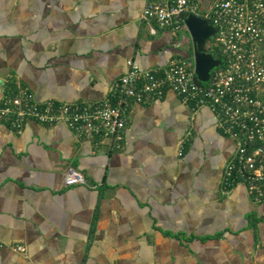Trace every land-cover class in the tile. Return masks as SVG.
I'll return each mask as SVG.
<instances>
[{"label":"crops","instance_id":"1","mask_svg":"<svg viewBox=\"0 0 264 264\" xmlns=\"http://www.w3.org/2000/svg\"><path fill=\"white\" fill-rule=\"evenodd\" d=\"M149 1L0 0V101L27 87L96 102L129 60L194 65L187 28L144 20ZM193 1L203 13L215 0ZM235 150L209 108L173 91L133 104L120 149L64 123H1L0 264H264V197L223 186ZM70 170L86 183L66 186Z\"/></svg>","mask_w":264,"mask_h":264},{"label":"built area","instance_id":"2","mask_svg":"<svg viewBox=\"0 0 264 264\" xmlns=\"http://www.w3.org/2000/svg\"><path fill=\"white\" fill-rule=\"evenodd\" d=\"M195 13L219 30L211 45L222 49V65L201 82L194 65L177 59L162 70L144 69L133 60L128 70L96 102H38L31 90L0 101V124L22 132L28 120L41 124H66L78 136L98 142L110 138L115 148L124 145L132 106L150 104L167 91L175 92L193 110L209 108L224 134L236 142L232 159L223 172V186H247L256 199L264 197V0H215L201 13L193 0H150L142 18L160 28L181 31L185 19ZM217 57V56H216ZM219 58V57H218ZM184 139L179 155L185 151ZM66 186L86 183L84 175L70 170ZM4 243L0 240V249ZM16 250L24 251L22 245Z\"/></svg>","mask_w":264,"mask_h":264},{"label":"water","instance_id":"3","mask_svg":"<svg viewBox=\"0 0 264 264\" xmlns=\"http://www.w3.org/2000/svg\"><path fill=\"white\" fill-rule=\"evenodd\" d=\"M185 25L193 42L196 75L201 82H208L211 72L222 65V59L216 57L209 49V42L219 28L195 13L186 17Z\"/></svg>","mask_w":264,"mask_h":264},{"label":"rangeland","instance_id":"4","mask_svg":"<svg viewBox=\"0 0 264 264\" xmlns=\"http://www.w3.org/2000/svg\"><path fill=\"white\" fill-rule=\"evenodd\" d=\"M212 41V40H211ZM211 41L209 42V44H211ZM213 53L217 56L220 57V55L222 54V49L219 46H213ZM222 57V56H221Z\"/></svg>","mask_w":264,"mask_h":264},{"label":"trees","instance_id":"5","mask_svg":"<svg viewBox=\"0 0 264 264\" xmlns=\"http://www.w3.org/2000/svg\"><path fill=\"white\" fill-rule=\"evenodd\" d=\"M211 40H212V39H211ZM211 40H210V41H211ZM209 49H210L211 52H214V51H213V46H212L211 44H209ZM215 56H216V55H215ZM219 58H221V55H220Z\"/></svg>","mask_w":264,"mask_h":264}]
</instances>
